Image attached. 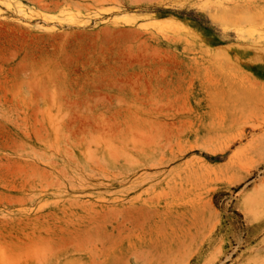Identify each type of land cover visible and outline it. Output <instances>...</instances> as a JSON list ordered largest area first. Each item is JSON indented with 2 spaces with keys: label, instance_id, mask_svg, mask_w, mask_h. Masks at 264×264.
Here are the masks:
<instances>
[{
  "label": "rangeland",
  "instance_id": "obj_1",
  "mask_svg": "<svg viewBox=\"0 0 264 264\" xmlns=\"http://www.w3.org/2000/svg\"><path fill=\"white\" fill-rule=\"evenodd\" d=\"M0 264H264V0H0Z\"/></svg>",
  "mask_w": 264,
  "mask_h": 264
}]
</instances>
